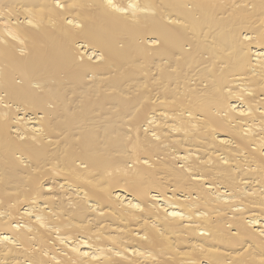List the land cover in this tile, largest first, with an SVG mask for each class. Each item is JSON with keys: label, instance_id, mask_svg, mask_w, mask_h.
Listing matches in <instances>:
<instances>
[{"label": "bare ground", "instance_id": "bare-ground-1", "mask_svg": "<svg viewBox=\"0 0 264 264\" xmlns=\"http://www.w3.org/2000/svg\"><path fill=\"white\" fill-rule=\"evenodd\" d=\"M0 264H264V0H0Z\"/></svg>", "mask_w": 264, "mask_h": 264}, {"label": "snow or ice", "instance_id": "snow-or-ice-1", "mask_svg": "<svg viewBox=\"0 0 264 264\" xmlns=\"http://www.w3.org/2000/svg\"><path fill=\"white\" fill-rule=\"evenodd\" d=\"M109 3L111 4L112 3V0H109Z\"/></svg>", "mask_w": 264, "mask_h": 264}]
</instances>
